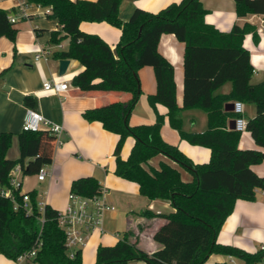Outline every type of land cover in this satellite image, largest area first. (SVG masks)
Listing matches in <instances>:
<instances>
[{"label": "trees", "instance_id": "16d2710c", "mask_svg": "<svg viewBox=\"0 0 264 264\" xmlns=\"http://www.w3.org/2000/svg\"><path fill=\"white\" fill-rule=\"evenodd\" d=\"M42 6H52L51 19L58 20V29L51 33V44L69 38L65 51L54 53L55 60H76L82 72L72 85L82 92L122 93L126 101H115L87 109L83 113L88 122H100L103 128L119 136L115 148L119 178L137 183L141 196L151 201L169 203L173 211L156 214L150 210L139 213L152 219L159 217L164 224L155 231L153 241L160 248L148 254L139 247L140 236L128 229L116 245L97 249L95 264H206L217 254L239 261L240 264H263L264 250L256 253L238 247L221 245L218 234L226 219L234 211L237 200L254 201L256 191L264 190V177L252 166L264 161V81L252 83L254 68L244 40L252 34L259 42L257 28L249 23L235 24L230 32H221L206 23L207 14L201 0H181L156 12L135 10L128 22L119 18L122 0H28ZM238 17L248 14L264 15V0H234ZM16 11L0 9V38L16 42L18 29L9 20ZM82 22L108 24L122 31L113 50L100 36L80 30ZM163 34H173L185 44L183 72V108L176 100L174 66L160 53L158 46ZM152 67L157 83L156 92L148 97L149 104L168 109L170 126L181 139L191 145L211 151L207 163L195 164L179 147L166 142L161 130L165 117L157 114L152 124L130 125V116L142 94L138 72ZM231 83V92L216 94ZM34 98H25L34 106ZM255 105V116L247 121L246 131L261 148H239L242 133L230 128L236 119L226 110L231 103ZM203 110L207 115V129L201 133L186 132L182 127L181 111ZM133 137L135 144L127 160L121 158L125 141ZM12 134H0V189H11L19 203L15 209L12 199L0 195V254L18 261L22 256L31 264H82V251L71 256L67 234L59 225V211L45 205L41 211L37 192L30 196L31 211L23 208L21 185L11 188V173L20 167L24 176L38 174L43 166L53 162L55 136L49 129L38 132L22 131L19 135L20 157L10 160ZM165 156L158 168L149 166L151 159ZM188 171L191 182L182 179L178 167ZM102 186L94 177H82L72 182L70 193L92 198L100 195ZM219 264H233L224 262Z\"/></svg>", "mask_w": 264, "mask_h": 264}, {"label": "crops", "instance_id": "0c3cea01", "mask_svg": "<svg viewBox=\"0 0 264 264\" xmlns=\"http://www.w3.org/2000/svg\"><path fill=\"white\" fill-rule=\"evenodd\" d=\"M179 1L181 0H122L119 18L123 23L128 22L137 9L154 13ZM13 2V0H0V9L6 11L15 9ZM201 2L207 10L206 23L214 25L221 32H230L235 24L249 23L257 28L259 42L254 44L253 36L249 34L243 46L249 51L254 68L252 83L264 81V32H262L264 15L248 14L240 18L236 13L234 0H201ZM31 12L37 11L32 9ZM15 27L18 29L15 43L8 37L0 38V134L11 133L13 136L12 146L7 154L8 159L17 160L20 157L19 135L22 133V125L28 109L40 112L48 121L64 129L61 134L63 144L54 149L53 162L47 166L48 175L43 181L38 180L37 174L24 176L20 169L14 173L15 178L22 184V193L36 191L39 205H50L63 212L69 203L72 182L82 177H94L106 191L104 195L106 203L114 209L104 213L100 227L94 229L88 236L85 246L81 249L82 264H95L98 247L116 245L130 228L136 230L140 236L139 247L148 254L154 253L160 246L153 241V235L165 220L159 217L147 219L139 213L150 210L156 214H168L173 208L166 202H150L141 196L137 183L116 176L114 152L119 136L106 131L102 123L88 122L83 117L87 109L115 101H126L129 95L80 91L72 85L74 77L84 71L81 63L76 60H69L70 64L65 75L60 76V60H55L53 55L67 50L70 40L67 38L59 44L50 43L51 33L58 29V20L34 15L30 21H18ZM80 30L100 36L113 50L122 34L120 29L107 22H82ZM38 47H42L48 54L36 60ZM158 49L174 66L176 100L178 106L183 108L185 44L173 34H163ZM138 75L142 94L130 116V125L152 124L156 115L160 114L165 117L161 130L163 139L179 147L195 164L207 163L211 156L210 149L191 145L181 139L178 132L170 126L168 109L160 104L153 108L149 104L148 97L157 89L154 69L149 66L143 67ZM46 82H66L71 87L68 92L56 95L44 90ZM231 88V83H227L219 88L216 94H228ZM29 96L34 98V101L30 102V104L34 103L33 107L24 102ZM243 109L242 116L246 121L255 116L254 104H243ZM181 118L183 130L186 132L201 133L207 129V115L203 110L184 109L181 111ZM240 141L239 148L242 150H261L247 131L242 133ZM134 144L133 137L125 141L121 152L123 160L129 158ZM161 162L170 161L165 156H158L145 166L158 168ZM178 169L184 181L193 180V176L188 171L181 167ZM252 170L258 176L264 177V161L253 165ZM263 192L257 190L254 201L242 199L236 201L234 211L226 219L218 234L219 244L238 247L250 253L261 250V245L264 243ZM224 262L240 264L231 257L217 254L211 256L206 264ZM0 264L31 263L13 261L0 254ZM130 264L148 263L132 261Z\"/></svg>", "mask_w": 264, "mask_h": 264}, {"label": "built area", "instance_id": "2783aa9c", "mask_svg": "<svg viewBox=\"0 0 264 264\" xmlns=\"http://www.w3.org/2000/svg\"><path fill=\"white\" fill-rule=\"evenodd\" d=\"M15 4V15H10L9 20L12 24H16L18 21H30L34 15L42 17H51L53 14L52 6H42L35 3H31L28 0H13ZM32 9H36L37 12H31ZM37 13V14H36ZM262 32H264V21L262 22ZM62 47V46H60ZM36 60H39L41 57H44L48 54L46 50L42 47L37 48ZM70 85L66 82H46L44 84V90L56 95H61L62 93L68 92L70 90ZM233 112L238 115L235 119L236 128L235 130L241 133L246 131L247 121L243 118V103L235 102ZM45 128L49 129L51 133L55 136L56 147H59L63 144L61 139V134L64 129L60 125H56L51 121H48L43 115L34 110L28 109L25 115L24 123L22 125V131H32L38 132L40 129ZM20 167H17L11 173V188L18 189L22 184L15 178L14 173L19 170ZM48 175L47 166H43L38 174V180L43 181ZM264 191V190H263ZM106 191L102 188L100 195L87 198L82 197L73 193L69 194V203L65 211L59 212V225L62 229L65 230L67 234V245L71 251V256L74 255L76 250H81L88 239L90 233L99 228L101 225L102 217L106 211L113 210L106 203L105 195ZM264 193V192H263ZM23 195L22 205L23 208L28 212L31 211L30 196L27 193H21ZM0 195L5 198L12 199L15 209L19 207L17 199L11 189H0ZM40 210L44 209L43 205H39ZM261 249L264 250V243L261 245ZM35 256V251L32 252L29 256L25 255L18 259V261H28Z\"/></svg>", "mask_w": 264, "mask_h": 264}, {"label": "water", "instance_id": "95a60500", "mask_svg": "<svg viewBox=\"0 0 264 264\" xmlns=\"http://www.w3.org/2000/svg\"><path fill=\"white\" fill-rule=\"evenodd\" d=\"M70 64V61L69 60H60L59 61V74L60 76H63L65 75L66 71H67V68ZM235 108H234V103H231V104H228L226 106V110H229V111H233ZM230 128L231 129H235L236 128V123L235 121H231L230 123Z\"/></svg>", "mask_w": 264, "mask_h": 264}, {"label": "rangeland", "instance_id": "374dc122", "mask_svg": "<svg viewBox=\"0 0 264 264\" xmlns=\"http://www.w3.org/2000/svg\"><path fill=\"white\" fill-rule=\"evenodd\" d=\"M135 232L137 233V231L135 230Z\"/></svg>", "mask_w": 264, "mask_h": 264}]
</instances>
